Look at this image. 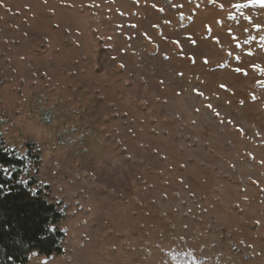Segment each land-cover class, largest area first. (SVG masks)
Segmentation results:
<instances>
[{
    "label": "rangeland",
    "instance_id": "obj_1",
    "mask_svg": "<svg viewBox=\"0 0 264 264\" xmlns=\"http://www.w3.org/2000/svg\"><path fill=\"white\" fill-rule=\"evenodd\" d=\"M253 25L249 0H0V133L66 233L27 264H264Z\"/></svg>",
    "mask_w": 264,
    "mask_h": 264
},
{
    "label": "trees",
    "instance_id": "obj_2",
    "mask_svg": "<svg viewBox=\"0 0 264 264\" xmlns=\"http://www.w3.org/2000/svg\"><path fill=\"white\" fill-rule=\"evenodd\" d=\"M29 161L38 168L39 154L17 155L0 133V264H27L33 252L47 257L65 252L66 233L58 226L63 212L36 188L35 176L22 180Z\"/></svg>",
    "mask_w": 264,
    "mask_h": 264
},
{
    "label": "snow or ice",
    "instance_id": "obj_3",
    "mask_svg": "<svg viewBox=\"0 0 264 264\" xmlns=\"http://www.w3.org/2000/svg\"><path fill=\"white\" fill-rule=\"evenodd\" d=\"M209 2H211V3H215L216 0H209ZM249 2H251V3H259V4H261L262 6H264V0H249ZM173 6H174V7H177L176 5H173ZM219 6H220L221 8L223 7L222 4L219 5ZM245 6H246V4H244V3H240V2L234 3V4L232 5V7H235V8H243V7H245ZM179 7H183V6L180 5ZM161 11H163V9H161ZM249 19H251V18H249ZM217 23L222 24L223 21H217ZM253 26L256 27L258 30H259L260 28L264 27V26H262V25H253ZM157 27H158V26H157ZM205 27H206V30L211 31V26H210V25H206ZM229 31H231V30H229ZM145 35H147V34H145ZM215 39H216V42L219 43V38L216 37ZM234 39H235V38H234ZM262 39H264V37H262ZM192 42L195 43L194 40H193ZM229 54H231V53H229ZM249 54H251V53H249ZM236 58L239 59V57H236ZM204 62H205V63H208V60H207L206 57H205V59H204ZM122 67H123V65H122ZM251 67H252L254 70H259L260 73H261L262 75H264V65L254 64V65H252ZM235 71L240 72V73H242V74H244V75H247V74H248V70H247V69H243V68H236ZM181 75H182V74H181ZM258 83L264 84V80H262V81H258ZM219 87H220L221 89H225V90L227 89V85H226V84H220ZM197 93H198L199 95H204V93H203V92H199V90H197ZM253 98H255L254 94H253ZM241 103H243V101H241ZM208 107H209V108H212L213 106H212V104H208ZM216 115L218 116V115H219V112H217ZM262 163H264V161H262ZM189 264H197V260H196V257H195V256H192V257H191Z\"/></svg>",
    "mask_w": 264,
    "mask_h": 264
}]
</instances>
